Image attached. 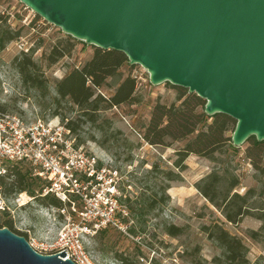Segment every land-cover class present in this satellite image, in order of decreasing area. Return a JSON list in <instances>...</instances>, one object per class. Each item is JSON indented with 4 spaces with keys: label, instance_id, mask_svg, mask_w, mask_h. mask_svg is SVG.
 <instances>
[{
    "label": "rangeland",
    "instance_id": "374dc122",
    "mask_svg": "<svg viewBox=\"0 0 264 264\" xmlns=\"http://www.w3.org/2000/svg\"><path fill=\"white\" fill-rule=\"evenodd\" d=\"M3 30L19 31V36L0 49V112L28 119L73 120L78 126L75 131L78 142L115 170L120 203L127 206L135 233L128 235L111 228L100 231L90 244L98 264H216L214 258L221 256L223 249L204 230L205 225L215 223L243 239L251 264H264V242L248 235L250 230H258L262 221L248 215L240 223L229 222L197 188L214 171L226 179L236 175L240 183L234 191L241 194L251 187L260 188V175L246 154L247 141L240 147L234 146L237 149L225 147L217 154V161L190 154L183 167H178V151L190 138L169 140L167 145H150L144 140L143 132L155 104L176 102L180 86L170 82L154 85L147 69L128 62L105 86L96 89V94L111 96L121 80L130 74L138 81L137 99L103 108L92 121L70 99H55L59 98L58 81L73 68H81L97 47L67 34L20 0H0V31ZM69 36L76 43L75 48L50 65L47 57L52 47ZM23 52L31 54L44 72L47 90L23 83L14 64V59L22 58ZM232 134L230 130L228 135ZM172 173L174 179H171ZM1 201L9 215L2 213L0 207V223L11 219L16 229L27 234L28 240L49 231L46 217L39 212V202L19 208L11 197L2 196ZM170 225L181 228L177 235L168 233Z\"/></svg>",
    "mask_w": 264,
    "mask_h": 264
},
{
    "label": "water",
    "instance_id": "95a60500",
    "mask_svg": "<svg viewBox=\"0 0 264 264\" xmlns=\"http://www.w3.org/2000/svg\"><path fill=\"white\" fill-rule=\"evenodd\" d=\"M67 34L142 65L237 123L232 144L264 141V0H20ZM0 228V264H76Z\"/></svg>",
    "mask_w": 264,
    "mask_h": 264
},
{
    "label": "trees",
    "instance_id": "16d2710c",
    "mask_svg": "<svg viewBox=\"0 0 264 264\" xmlns=\"http://www.w3.org/2000/svg\"><path fill=\"white\" fill-rule=\"evenodd\" d=\"M19 36V31H0V49L5 44ZM76 43L69 36L55 44L48 55L49 64H55L66 55L71 54ZM129 62L125 53L114 49L96 48L92 57L81 68H73L57 83L56 89L59 99H70L83 110V115L92 121L95 114L103 109L133 102L136 98L137 78L125 76L115 92L104 97L96 94V89L107 84L110 77L116 76L124 65ZM14 64L22 76L23 83L28 87L47 90V79L44 72L33 60L31 54L23 52L22 58L17 56ZM177 101L171 104L157 102L151 112V118L143 132L144 140L150 145H167L168 141H177L186 138L190 140L178 151L176 161L178 167H183L184 161L190 154H197L210 160L217 161V154L225 147H233L232 135L236 120L223 113L208 115L204 111L206 100L196 93H189L188 89L178 87ZM211 120V122H209ZM68 126L75 132L78 128L73 120L68 119ZM246 154L259 173L260 188L251 187L245 194L234 191L240 181L236 175L226 179L218 171L209 173L198 184L200 192L214 205L224 217L232 223H240L245 216H255L262 221L258 230H250L249 237L255 241L264 242V141H258L255 136L247 139ZM173 178V173L172 177ZM41 184L33 178L29 171L22 166H10L7 176L0 178V194L4 197L15 196L20 192L36 195ZM40 205L61 206L62 202L55 196H38ZM262 201L261 204H258ZM2 213L9 215L6 209ZM9 227L14 232L27 238V234L14 227L13 221L6 220L0 223L1 227ZM108 229V228H106ZM106 229L101 230V233ZM117 230L115 228H111ZM135 228H129V233H135ZM181 228L170 225L167 231L177 235ZM204 230L223 249L221 256H216V264H251L248 256L249 249L242 238L232 234L222 225L215 223L205 225ZM118 231V230H117Z\"/></svg>",
    "mask_w": 264,
    "mask_h": 264
},
{
    "label": "built area",
    "instance_id": "2783aa9c",
    "mask_svg": "<svg viewBox=\"0 0 264 264\" xmlns=\"http://www.w3.org/2000/svg\"><path fill=\"white\" fill-rule=\"evenodd\" d=\"M56 119H28L0 112V178L17 164L41 184L36 195L55 196L62 202L61 206L39 205L50 229L40 237H27L35 250L57 254L66 249L64 259L70 258L76 264H98L90 244L106 228L130 235L129 211L120 203L114 168L78 142L68 120ZM36 195L20 192L12 202L26 208L37 201ZM1 198L0 194V207L5 209ZM21 225L26 226L24 222Z\"/></svg>",
    "mask_w": 264,
    "mask_h": 264
},
{
    "label": "bare ground",
    "instance_id": "6f19581e",
    "mask_svg": "<svg viewBox=\"0 0 264 264\" xmlns=\"http://www.w3.org/2000/svg\"><path fill=\"white\" fill-rule=\"evenodd\" d=\"M23 197H24V200H26V199H27V196H26V195H24Z\"/></svg>",
    "mask_w": 264,
    "mask_h": 264
}]
</instances>
